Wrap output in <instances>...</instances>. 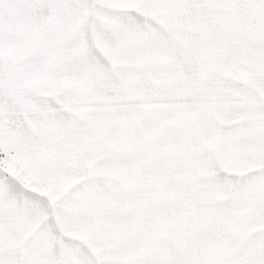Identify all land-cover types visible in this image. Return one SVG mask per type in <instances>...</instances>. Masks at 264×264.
<instances>
[{
	"label": "snow or ice",
	"instance_id": "1",
	"mask_svg": "<svg viewBox=\"0 0 264 264\" xmlns=\"http://www.w3.org/2000/svg\"><path fill=\"white\" fill-rule=\"evenodd\" d=\"M0 264H264V0H0Z\"/></svg>",
	"mask_w": 264,
	"mask_h": 264
}]
</instances>
